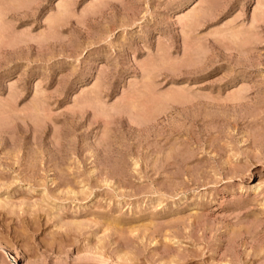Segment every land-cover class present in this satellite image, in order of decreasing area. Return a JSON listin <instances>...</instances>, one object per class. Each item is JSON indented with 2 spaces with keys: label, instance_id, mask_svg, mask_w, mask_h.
Instances as JSON below:
<instances>
[{
  "label": "rangeland",
  "instance_id": "374dc122",
  "mask_svg": "<svg viewBox=\"0 0 264 264\" xmlns=\"http://www.w3.org/2000/svg\"><path fill=\"white\" fill-rule=\"evenodd\" d=\"M0 264H264V0H0Z\"/></svg>",
  "mask_w": 264,
  "mask_h": 264
},
{
  "label": "bare ground",
  "instance_id": "6f19581e",
  "mask_svg": "<svg viewBox=\"0 0 264 264\" xmlns=\"http://www.w3.org/2000/svg\"><path fill=\"white\" fill-rule=\"evenodd\" d=\"M105 261V260H104Z\"/></svg>",
  "mask_w": 264,
  "mask_h": 264
}]
</instances>
